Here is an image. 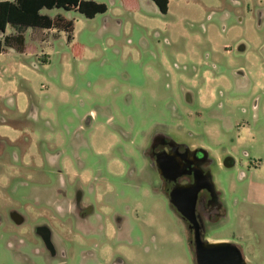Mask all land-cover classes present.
Wrapping results in <instances>:
<instances>
[{
	"label": "rangeland",
	"instance_id": "374dc122",
	"mask_svg": "<svg viewBox=\"0 0 264 264\" xmlns=\"http://www.w3.org/2000/svg\"><path fill=\"white\" fill-rule=\"evenodd\" d=\"M92 1L106 13L43 11L73 21L70 38L9 27L23 51L2 41L0 135L13 144L0 139V264H196L146 159L155 133L214 160L224 215L205 240L264 264V0H171L166 15L148 0ZM76 187L82 213L68 208Z\"/></svg>",
	"mask_w": 264,
	"mask_h": 264
},
{
	"label": "flooded vegetation",
	"instance_id": "af4514ba",
	"mask_svg": "<svg viewBox=\"0 0 264 264\" xmlns=\"http://www.w3.org/2000/svg\"><path fill=\"white\" fill-rule=\"evenodd\" d=\"M257 16H259V18L261 19L264 16V13L259 11L257 13ZM177 60H179V53L176 55V61ZM195 70H196L195 64H193L192 73H194ZM170 71L173 75L177 77L178 81H181L183 84L181 88H179L180 92L187 98L188 101H191L192 95L189 93V91L184 90L185 88L184 81L182 80L184 78V75L181 74L180 69L176 65V63L171 65ZM156 134H160V133H155V135L151 137L145 155L149 167L153 170V172L156 175V178L159 183L160 191L167 198L169 202V194L176 187L188 186L194 183V171H193L194 169H199L203 175H206L210 173V166L214 163V160L211 159V157L207 154L202 155V153H200L199 151V148H190V151H187L188 149L187 147L184 146L185 143L183 142H178L174 140L176 143H178V146L176 147L170 146L168 142L173 140V138L168 136L167 134H166V142H164V144L158 141L157 139L158 137L154 140V138L158 136ZM166 157H174L175 159L180 160L182 164H187V163L190 164L191 167L186 168L184 174L178 177L176 181H173L168 177L165 178L164 176L159 174L157 163L159 160H162L163 158ZM230 159H231L230 166L228 168L234 166L235 164L234 158L230 157ZM222 165L224 166V159ZM72 197L73 198L71 200L69 199L68 201V208L70 209V212H78V211L79 213L84 212L86 209L82 207V202H83L82 191L76 187L74 193L72 194ZM172 209L181 218V216L176 212V210L173 207ZM12 213L14 212L9 213L10 219H12L11 218ZM223 215H224V207L219 199V194L215 190L210 191L207 188H203L198 193L197 196L196 206H195V216L200 226V232L204 238H205L206 224L217 221L218 219L223 217ZM80 218L81 220L79 221V223H83L82 214L80 215ZM184 223L186 225V229L188 232L190 244L192 245L194 251V244H193L194 231L193 229L189 228V225L186 221H184ZM34 232L37 238L43 244V246H45L48 249V251L51 254L53 253L54 255L55 253L53 247L54 244L52 243L51 233L44 227L36 228Z\"/></svg>",
	"mask_w": 264,
	"mask_h": 264
},
{
	"label": "water",
	"instance_id": "95a60500",
	"mask_svg": "<svg viewBox=\"0 0 264 264\" xmlns=\"http://www.w3.org/2000/svg\"><path fill=\"white\" fill-rule=\"evenodd\" d=\"M237 50L243 51L244 45H239ZM238 73L241 74V72ZM156 138L163 144L166 142V136L163 134L156 136L154 140ZM168 144L173 147L178 146V143L174 140H171ZM184 146L187 147V151H190L187 145ZM199 151L202 155L207 154L203 149H199ZM230 161V157L225 158L224 166L228 168ZM157 167L160 175L176 181L178 177L184 174L185 169L191 166L188 163L182 164L180 160L174 157H166L158 161ZM193 171L194 183L188 186L176 187L169 194V203L181 218L188 223L189 228L194 231L193 244L196 264H247L240 249L235 244L229 242H208L201 234L200 226L195 216L197 196L203 188L214 191L215 187L210 173L203 175L199 169H194ZM11 218L16 224H20L23 221L16 213H12Z\"/></svg>",
	"mask_w": 264,
	"mask_h": 264
},
{
	"label": "trees",
	"instance_id": "16d2710c",
	"mask_svg": "<svg viewBox=\"0 0 264 264\" xmlns=\"http://www.w3.org/2000/svg\"><path fill=\"white\" fill-rule=\"evenodd\" d=\"M162 15L168 13L169 0H149ZM60 9L65 12L75 11L86 19L107 11L105 4L87 0H14L0 1V34L7 26L16 28H35L40 30L54 29L70 36L73 34L74 23L63 16L50 18L40 13L41 10ZM22 40V39H21ZM0 41V53L2 52Z\"/></svg>",
	"mask_w": 264,
	"mask_h": 264
},
{
	"label": "crops",
	"instance_id": "0c3cea01",
	"mask_svg": "<svg viewBox=\"0 0 264 264\" xmlns=\"http://www.w3.org/2000/svg\"><path fill=\"white\" fill-rule=\"evenodd\" d=\"M14 1V0H13ZM87 1H92V0H87ZM149 1V0H148ZM95 2V1H94ZM149 2H151V1H149ZM170 2H171V0H169V5H168V11H169V8H170ZM97 3V2H96ZM152 3V2H151ZM153 4V3H152ZM155 6V5H154ZM156 7V6H155ZM157 9V8H156ZM44 10H47V9H43V10H41L40 11V13L41 14H43V15H47V14H44L43 13V11ZM53 10H60V9H53ZM158 10V9H157ZM69 12H75V11H69ZM159 12V11H158ZM75 13H77V12H75ZM160 13V12H159ZM78 14V13H77ZM161 14V13H160ZM58 15H60V16H63L62 14H56L55 16H53V17H50L49 15H47V16H49L50 18H54V17H56V16H58ZM80 15V14H79ZM81 16V15H80ZM97 16V15H96ZM95 16V17H96ZM64 17V16H63ZM83 17V16H82ZM65 18V17H64ZM9 27H12V26H7L6 27V29H5V31L3 32V33H1L0 34V41L2 42L3 41V39H4V37L6 38V40L7 41H9L10 43H12V44H15L16 46H17V48L20 50V51H23V48H24V38H23V36L21 35V34H19V35H15V36H13L12 34H10V36H7V29L9 28ZM12 28H15V29H17L16 27H12ZM19 28V27H18ZM22 29V27L21 28H19V30H21ZM25 29V28H24ZM49 30H53V31H56V30H54V29H49ZM56 32H58L59 33V31H56ZM61 33H64V32H61ZM66 34V33H65ZM67 35V34H66ZM22 39V40H21ZM240 45H244V44H240ZM239 46V45H238ZM237 46V47H238ZM238 51V50H237ZM245 51V45H244V50L243 51H238L239 53H242V52H244ZM3 53V50H2V52L0 53V55ZM40 59H42V63L43 64H46L47 63V58L44 56L43 58H40ZM2 87H3V83H2V80H1V77H0V99H5V98H7L6 97V95L2 92ZM28 108H29V105H28V103L25 101V100H21V104H20V110H19V112L20 113H23V112H25V111H27L28 110ZM25 132H23L22 133V135L24 134ZM26 134H28V133H26ZM21 135V136H22ZM28 136H29V134H28ZM29 138H30V136H29ZM0 139H6L7 141H8V143H10V144H13L12 142H10L7 138H5V136H3V135H0ZM1 143H3V141H0ZM0 143V144H1Z\"/></svg>",
	"mask_w": 264,
	"mask_h": 264
}]
</instances>
